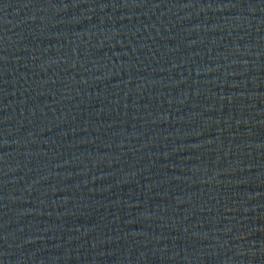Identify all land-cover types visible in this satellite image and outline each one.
Wrapping results in <instances>:
<instances>
[{
  "label": "water",
  "instance_id": "95a60500",
  "mask_svg": "<svg viewBox=\"0 0 264 264\" xmlns=\"http://www.w3.org/2000/svg\"><path fill=\"white\" fill-rule=\"evenodd\" d=\"M0 264H264V0H0Z\"/></svg>",
  "mask_w": 264,
  "mask_h": 264
}]
</instances>
